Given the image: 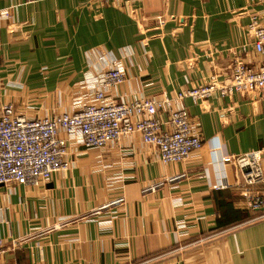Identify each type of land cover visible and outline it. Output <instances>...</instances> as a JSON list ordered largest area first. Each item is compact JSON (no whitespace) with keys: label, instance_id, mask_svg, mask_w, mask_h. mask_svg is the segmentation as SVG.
Returning <instances> with one entry per match:
<instances>
[{"label":"crops","instance_id":"crops-1","mask_svg":"<svg viewBox=\"0 0 264 264\" xmlns=\"http://www.w3.org/2000/svg\"><path fill=\"white\" fill-rule=\"evenodd\" d=\"M0 8L13 15L0 31V100L32 118L81 109L112 67L125 81L110 97L131 101L174 97L214 76L229 82L236 59L261 60L250 25L264 22V0H0ZM181 104L203 141L186 163L162 162L132 134L101 149L71 143V167L44 186L0 185V264H264L256 219L264 211L248 207L223 163L264 150V97ZM224 202L246 218L219 227Z\"/></svg>","mask_w":264,"mask_h":264},{"label":"built area","instance_id":"built-area-1","mask_svg":"<svg viewBox=\"0 0 264 264\" xmlns=\"http://www.w3.org/2000/svg\"><path fill=\"white\" fill-rule=\"evenodd\" d=\"M111 2L118 0H98ZM13 18L10 9L0 8V31L4 21ZM162 21V20H161ZM250 33L254 50L261 60L257 66L238 58L229 82L212 77L208 83L178 92L174 97H141L115 101L111 91L125 81L122 68L112 67L101 76V87L81 109L54 117H29L14 103L0 100V185L41 187L71 167L70 144L105 148L132 134L154 147L164 163H186L203 147L199 125L181 104H195L214 95L260 93L264 97V22L253 17ZM1 64V60H0ZM161 113L166 115L161 118ZM264 150L226 155L223 163L234 167V186L252 210L264 209ZM231 187L219 184L217 189ZM124 202L120 198L114 204Z\"/></svg>","mask_w":264,"mask_h":264},{"label":"trees","instance_id":"trees-1","mask_svg":"<svg viewBox=\"0 0 264 264\" xmlns=\"http://www.w3.org/2000/svg\"><path fill=\"white\" fill-rule=\"evenodd\" d=\"M231 202L219 203L218 208L220 212V219L218 220L219 227H227L236 222H240L246 218V215L237 212L231 206Z\"/></svg>","mask_w":264,"mask_h":264},{"label":"rangeland","instance_id":"rangeland-1","mask_svg":"<svg viewBox=\"0 0 264 264\" xmlns=\"http://www.w3.org/2000/svg\"><path fill=\"white\" fill-rule=\"evenodd\" d=\"M237 191V190H236ZM239 194H240V192L239 191H237ZM258 211H264V209H259ZM257 220H260V219H264V214L261 216V217H259V218H256Z\"/></svg>","mask_w":264,"mask_h":264}]
</instances>
